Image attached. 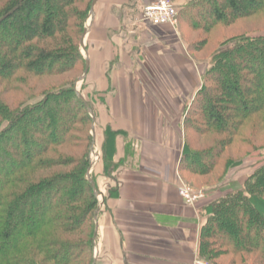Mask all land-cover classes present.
<instances>
[{
    "label": "trees",
    "instance_id": "1",
    "mask_svg": "<svg viewBox=\"0 0 264 264\" xmlns=\"http://www.w3.org/2000/svg\"><path fill=\"white\" fill-rule=\"evenodd\" d=\"M94 1L0 0V264H94L95 107L75 80L41 91L32 84L33 77L86 71L81 46ZM186 1L179 16L200 34L189 52L196 61L194 53L211 52L184 112L179 170L185 180L219 184L264 147V35L245 33L215 46L223 24L264 12V0ZM121 133L107 126L102 143L104 174L114 181ZM201 214L202 258L264 264V163Z\"/></svg>",
    "mask_w": 264,
    "mask_h": 264
},
{
    "label": "crops",
    "instance_id": "2",
    "mask_svg": "<svg viewBox=\"0 0 264 264\" xmlns=\"http://www.w3.org/2000/svg\"><path fill=\"white\" fill-rule=\"evenodd\" d=\"M156 1L96 0L92 8L85 78L89 76L92 94L100 97L94 107L102 143L107 126L122 132L116 140L115 160L121 163L113 174L117 188L103 165L96 167L102 197L95 219L94 264L204 260L200 246L207 219L201 211L208 202L191 205L180 194L184 117L180 120L173 110L182 103L185 112L201 87L202 72L182 37L161 36L155 29L164 26L138 22L140 11ZM185 1L178 2L183 6ZM254 170L244 179L230 172L228 179L242 185Z\"/></svg>",
    "mask_w": 264,
    "mask_h": 264
},
{
    "label": "rangeland",
    "instance_id": "3",
    "mask_svg": "<svg viewBox=\"0 0 264 264\" xmlns=\"http://www.w3.org/2000/svg\"><path fill=\"white\" fill-rule=\"evenodd\" d=\"M174 1L177 3L179 0H174ZM177 4L179 5L178 6L179 11L183 12L184 8L187 4V1H185L184 4H182L183 6L180 5V2H178ZM197 10L198 9H194V10L191 9L189 13L195 14L197 17L201 18L202 14L200 12H197ZM92 14H93V12L91 11L89 18H88L86 25H85V29L88 30V35L85 38V46H81L82 53L87 60L89 57V51L88 50L91 47L90 44H91V38H92L91 34H90V31L92 28ZM207 14H209V12H207ZM137 20L140 23L142 22V10L140 11V13L138 15ZM184 23L186 24V22L183 20V18H181V16H179V24L177 27H172V26L166 27L164 25V27L155 29V31L157 32V34H159L161 36L164 34L171 33L172 34L171 38H176L177 35H179L189 45V43H194V41L196 42L197 39L199 38L200 34H198V33L195 34V32H192V30L190 28H188L187 25H185ZM222 26L225 27L224 29H226V32L220 33V35L218 36V41H217L218 43L216 44V42H215V44H216L215 48H217L221 44L222 41L226 40L227 38H232L233 36H240V35H243L245 33L252 34L253 36L264 35V12L258 13L257 16H254L252 18L245 19V20H238V21L234 22L233 24H227V25L223 24ZM227 30H229V32H227ZM221 31H222V29L220 30V32ZM176 33H178V34H176ZM214 40L212 41L211 46H213ZM210 52H211V50L210 51L205 50L204 52H201V53L196 52L193 54L194 56H197V58H198V60L197 61L195 60V61L198 63V65H199L198 67H199L200 71L202 72V74L204 73V71L208 67V64L205 63L204 61L206 59H208V56H210ZM80 73H81L80 71H77V72L75 71V72H72L71 74H67V75H64L61 77H49L47 79H45L43 77L42 78H34L33 77L32 84L39 86L38 88L35 87V89H38L41 91L43 89H52L53 87L60 85V83L66 79L75 80L74 83H75L76 88L78 90H80V92L83 93L85 98L88 101H90L92 103V105H94L95 101H97V99L100 97H99L98 93L92 94V92H93L92 87H91L92 84H91V81L88 79L89 76H87L85 79L82 80L81 78L83 77L85 72L82 74H80ZM158 77H160V76L158 75ZM174 108L175 109H173V110L178 112L179 118H180V120H182V118L184 117L183 108H185V106L182 103H179V105H176ZM95 115L97 116V113ZM41 124H40L41 126H43V127L45 126V123L42 122ZM94 128H95V133L93 132V135L94 134L95 135H94V143H93V146L91 149V157L92 158H91V169L89 171V175L91 178L93 176L94 180H96V182H97V176L95 173L97 171V168H98L97 166L99 164H102L104 167L102 140H101V129H100L101 125L98 121V117H97V120L95 121ZM35 131H37V129H33V132H35ZM102 133H103V139H104V131H102ZM261 147H263V146H261ZM263 163H264V147L259 148L256 151H254V153L252 155H250L249 157H247L244 160L243 164L240 165L241 167H238V166L234 167L233 169H231L230 172H233V171L236 172L237 171L238 173H240L238 175H240V176L242 175V179H244V176L248 172L249 169L254 170L257 167H259L260 165H262ZM118 165L119 166H118L117 171L120 170L121 163H118ZM228 178H230V177H227L226 180L222 183L212 184V185H209L206 180L199 181V180H195V179H192V180L191 179L185 180L184 178L183 179H184V182L188 186L190 185L192 188H194L198 191H200V190L205 191V196L203 198H201L200 200H198V202H208L209 203L210 201L222 196L228 188H231V187L237 188L241 185L237 180H234V181L232 180L233 182L231 184L230 183L231 180L229 181ZM114 182L111 181V186L113 188H116L117 184ZM98 190H99V186H98ZM98 193H99L98 198L102 197L100 190ZM99 202H100V200H99ZM205 261L213 263L209 260L204 259L203 262H205ZM214 264H216V263H214Z\"/></svg>",
    "mask_w": 264,
    "mask_h": 264
},
{
    "label": "built area",
    "instance_id": "4",
    "mask_svg": "<svg viewBox=\"0 0 264 264\" xmlns=\"http://www.w3.org/2000/svg\"><path fill=\"white\" fill-rule=\"evenodd\" d=\"M142 21L161 27L169 25L177 27L179 24V7L174 0H157L154 3L146 5L142 12ZM180 194L186 203L195 205L198 200L205 196L204 190H196L184 181L180 187ZM201 264H214L210 262H201Z\"/></svg>",
    "mask_w": 264,
    "mask_h": 264
},
{
    "label": "water",
    "instance_id": "5",
    "mask_svg": "<svg viewBox=\"0 0 264 264\" xmlns=\"http://www.w3.org/2000/svg\"><path fill=\"white\" fill-rule=\"evenodd\" d=\"M95 2H96V0H95L94 3H93V7H94V5H95ZM87 33H88V30L85 31V34H84V37H83V40H82V46H85V38H86V36H87ZM88 67H89V60H88V63H87V69H86V71H85L83 77L81 78L82 80L85 79V76H86L87 71H88ZM77 91H78V94L83 98L84 96H83V94L80 92V90L77 89ZM95 120H96V118H95ZM93 132L95 133V128L93 129ZM94 135H95V134H94Z\"/></svg>",
    "mask_w": 264,
    "mask_h": 264
}]
</instances>
